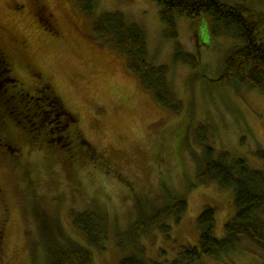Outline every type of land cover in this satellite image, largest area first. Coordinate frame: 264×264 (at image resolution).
Wrapping results in <instances>:
<instances>
[{
    "label": "rangeland",
    "instance_id": "rangeland-1",
    "mask_svg": "<svg viewBox=\"0 0 264 264\" xmlns=\"http://www.w3.org/2000/svg\"><path fill=\"white\" fill-rule=\"evenodd\" d=\"M96 1V15L121 11L144 28L150 56L169 67L182 100L178 113L141 85L124 54L95 39L93 17L74 0H41L45 7L40 20L30 0H0V23L9 33L0 32L4 38H15L10 40L14 73L31 87L51 81L86 136L112 166L138 182L155 207L166 205L176 194L186 195L187 208L180 220L171 215L164 230L156 227L140 240L148 258L171 261L184 248L199 245L197 221L206 206L215 208L218 238L224 236L225 223L235 213L232 188H222L217 181H198L200 139L208 137L215 156L227 149L264 170V157L257 155L264 147V92L219 83L225 57L239 39L212 34L208 16H177L182 50L200 55L201 63L192 67L175 58L176 41L168 36L154 0ZM245 2L264 12V0ZM203 125L207 130H201ZM27 164L38 183L34 199L23 174ZM66 164L67 155L58 146L36 149L23 142L21 151L13 153L0 144V264H33L32 251L35 262L46 264L44 242L58 225L70 238L91 248L93 264H120L124 253L116 235L121 232L131 239L130 223L137 211L132 195L100 167L69 170ZM87 207L106 214L109 234L102 251L89 245L74 227L72 209ZM38 210L41 219L35 216ZM254 245L260 251H250ZM201 264H264V249L242 239L236 249L219 257L205 256Z\"/></svg>",
    "mask_w": 264,
    "mask_h": 264
},
{
    "label": "trees",
    "instance_id": "trees-1",
    "mask_svg": "<svg viewBox=\"0 0 264 264\" xmlns=\"http://www.w3.org/2000/svg\"><path fill=\"white\" fill-rule=\"evenodd\" d=\"M74 1L86 15L93 17L95 39L124 54L128 68L138 76L141 85L151 91L158 102L178 113L182 100L171 82L169 67L155 62L150 56L144 28L129 21L121 11L108 10L96 15V0ZM154 1L160 6V16L169 30L168 36L176 41L177 60L181 59L192 67L201 63L197 52L182 50V44L177 40V16L185 15L192 19L208 16L212 34L221 33L239 39L225 57L219 83L235 87L247 85L249 90L264 92V12L254 9L245 0ZM10 43L0 33V144L13 153L21 151L23 142L36 149L58 146L67 155V169L92 165L121 182L132 195L137 211L135 220L130 223L131 239L128 241L121 232L116 235L117 246L124 253L120 264H201L205 256L219 257L236 249L242 239L264 249V170L227 149H221L215 156V148L205 136L199 140L201 154L196 153L198 181L203 184L217 181L222 188H232L235 213L225 223L224 236L218 238L214 233L215 208L206 206L197 221L200 231L198 246L184 248L177 258L167 262L148 258L140 240L156 227L164 230L165 221L171 215L180 220L187 208L186 195L176 194L166 205L155 207L151 196L138 182L112 166L86 136L77 115L51 81L45 79L40 86L31 87L14 73V45ZM200 128L204 131L208 127L203 125ZM257 155L264 157V147L257 151ZM30 173L27 164L23 174L31 183L34 199L38 183ZM35 216L41 219L43 214L38 210ZM71 217L74 227L89 245L99 251L106 248L109 227L104 212L89 207L72 209ZM58 228V232L52 230L45 239L46 264H93L91 248L70 238L60 225ZM1 237L0 228V242ZM130 249H133L131 253ZM249 250L256 252L259 249L254 245ZM32 255L37 261L33 251ZM35 261L33 264H39Z\"/></svg>",
    "mask_w": 264,
    "mask_h": 264
},
{
    "label": "flooded vegetation",
    "instance_id": "flooded-vegetation-1",
    "mask_svg": "<svg viewBox=\"0 0 264 264\" xmlns=\"http://www.w3.org/2000/svg\"><path fill=\"white\" fill-rule=\"evenodd\" d=\"M30 1H31V5L34 9L35 14L37 15L38 19L40 20V16L42 15L41 9H43L45 7L44 3H42L41 0H30ZM2 29H5L6 33H9V31L6 29V27L2 23H0V30H2ZM14 39H15L14 36H10V38L8 40L13 41Z\"/></svg>",
    "mask_w": 264,
    "mask_h": 264
}]
</instances>
